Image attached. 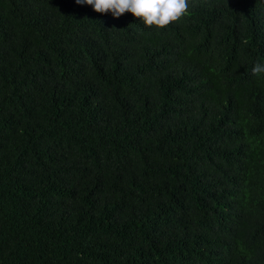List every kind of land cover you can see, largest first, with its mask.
Segmentation results:
<instances>
[{
	"label": "trees",
	"instance_id": "obj_1",
	"mask_svg": "<svg viewBox=\"0 0 264 264\" xmlns=\"http://www.w3.org/2000/svg\"><path fill=\"white\" fill-rule=\"evenodd\" d=\"M257 60L264 0H0V264H264Z\"/></svg>",
	"mask_w": 264,
	"mask_h": 264
},
{
	"label": "clouds",
	"instance_id": "obj_2",
	"mask_svg": "<svg viewBox=\"0 0 264 264\" xmlns=\"http://www.w3.org/2000/svg\"><path fill=\"white\" fill-rule=\"evenodd\" d=\"M76 4L91 6L98 13L110 12L114 18L125 12L148 27L155 30L165 29L180 20L189 8V0H75ZM252 74L259 77L264 74V62L257 60L252 67Z\"/></svg>",
	"mask_w": 264,
	"mask_h": 264
}]
</instances>
